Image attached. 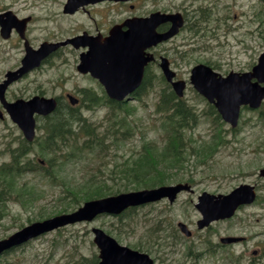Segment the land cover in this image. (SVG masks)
<instances>
[{
  "label": "rangeland",
  "instance_id": "1",
  "mask_svg": "<svg viewBox=\"0 0 264 264\" xmlns=\"http://www.w3.org/2000/svg\"><path fill=\"white\" fill-rule=\"evenodd\" d=\"M65 1L0 0V7L12 6L19 15L34 17V22L28 27L27 38L30 46L37 48L43 41H59L72 37L78 34V28L84 27L93 32L96 29L94 21L88 16L64 14L62 7ZM224 1L226 0H221L220 3L223 4ZM228 6L227 23L224 24L223 21L221 30L202 36L203 42L199 46L187 47L186 50L173 54L174 62L180 64L177 70L185 76L182 79L186 82L190 68L199 61L210 62L215 66V71L221 75H225L230 70H250L256 62L263 49L264 32L255 31L256 19L251 22L250 16L253 12L261 13V9L264 10V3L258 0H230ZM219 11L224 17L226 13L223 11V6ZM233 15L236 17L234 18ZM120 18L121 16L113 9L110 10L106 21L108 24ZM107 24L104 22L98 28H105ZM226 24L229 28H226ZM21 43L14 33L8 40L0 37V80L6 71L20 64V59L24 55L23 43ZM84 50L83 48L75 49L69 45L62 47L59 54L53 55L44 64L41 63L42 65L38 68L32 69L14 82L7 90V99H10V94L26 98L41 92L46 97H50L64 92H76L81 87L92 88L98 96H103V88H100L95 80H92L89 75L79 74L75 69L79 53ZM180 54L182 57L179 56ZM151 68L153 67L149 68L151 77L161 74L158 67L152 70ZM155 81L156 78L152 82L155 83ZM188 84L184 97L200 115L196 127L190 129L189 133L198 142L209 141L213 133L216 135V125L210 116L207 117L204 114L208 109L206 101ZM158 90L157 79L156 85H152L140 101L128 100L136 108L134 116L130 118L131 121L138 118L137 122L144 131H147L148 138L153 139L162 132L161 120L157 117L154 106ZM262 107L264 112V104ZM79 109L83 117L98 125L101 121L105 122L106 116L111 113L102 101L90 104L85 100ZM3 113L5 114V111ZM4 116V119H0V164L10 160L9 147H17L22 142V133L17 125L6 114ZM37 123L43 124V117L38 118ZM221 127L225 131L223 135L227 141L219 143L213 153L210 154L209 151L204 153L205 149L199 159L192 157L183 168L180 167L178 171L180 181L172 183L187 182L192 185L193 191L180 193L173 204L170 205L164 199L153 205L138 207L121 222L116 216L100 215L90 222L67 225L60 230L32 239L17 248L14 253L8 254L6 260L10 264H64L78 252L96 253L97 248L92 242V227L104 229L120 244L131 247L138 240H146L145 226L148 222H145V218L150 221H159L162 228L161 233H158L159 236H166L168 231L178 234L177 240L173 239L174 248L167 245L161 249H151L148 254L154 264H245L249 261L254 249H258V253L264 260V178L258 175L259 169L264 168V117H260L258 109H242L235 132L225 123L219 126ZM36 135L39 139L44 138L39 128L36 129ZM137 137L113 152L129 153L131 148L137 145ZM32 147V152L26 156L34 157L38 163L43 160L45 163L42 164L48 166L46 158L39 157L35 153L39 143L34 142ZM68 147L63 146L64 149ZM91 152L84 150L83 156L87 155V157L81 162L73 158L65 164H55L54 172L58 177L55 181L48 179L44 170L23 173L20 182L26 181L29 185H36L41 194L30 201L12 200L7 203V213L0 220V239L32 221L39 220L41 215L42 219L56 215L66 202L60 198V195L74 189L75 183L78 184L83 181V178H87L88 174L83 163H86L89 157L93 160ZM92 164H94L93 161ZM255 181L258 191L257 200L253 204L238 210L231 219L215 221L207 229H197L196 221L200 218V214L195 209L194 203L197 202V196L202 191L213 194L227 193L241 183L253 184ZM82 203L83 201L80 202ZM72 205L68 209H71ZM178 222L185 223L194 235L190 238L184 237L177 229ZM226 235H240L244 237V241L227 248L216 249V251L209 247V243L217 244L219 238ZM196 253L201 254L195 255Z\"/></svg>",
  "mask_w": 264,
  "mask_h": 264
},
{
  "label": "water",
  "instance_id": "2",
  "mask_svg": "<svg viewBox=\"0 0 264 264\" xmlns=\"http://www.w3.org/2000/svg\"><path fill=\"white\" fill-rule=\"evenodd\" d=\"M87 0H68L64 11L72 12L77 4ZM1 35L7 37L12 27H15L20 36H24L25 23L28 20H19L13 12L8 11L1 16ZM171 27L164 33H157L155 25L165 20L158 15L154 20L147 18H131L110 29L108 36L102 38L89 36L86 33L67 39L59 43L44 42L38 50L31 49L25 42L26 55L22 59V66L16 71H8L7 79L0 84V100L12 120L23 131L28 140L35 134L34 115H47L56 107L54 98L33 96L32 98L16 99L6 102L3 94L6 85L19 78L60 45L71 43L74 47L87 46L88 50L80 54L81 62L77 66L80 72H90L103 85L110 99L123 100L141 83L145 66L153 60V55L147 51L158 42L173 36L181 20L176 15L168 16ZM126 26L127 30H122ZM159 67L178 97L184 93L186 82L174 80L175 72L170 69L167 58H161ZM252 79H255L254 81ZM189 82L193 88L215 106L221 118L235 127L238 122L240 107L248 105L257 108L264 98V52L259 56L254 67L247 72L230 71L225 76L215 72L205 64H197L190 71ZM72 104L77 102L73 96H68ZM264 176V169L260 170ZM181 190H190L187 183L161 185L154 188L121 192L101 198L84 201L71 212L61 213L52 217L31 222L16 230L5 238L0 239V254L11 247L20 245L40 234L81 221H91L98 214H119L130 206H136L168 198L173 202ZM255 198L253 186L241 184L226 194H210L202 192L198 197L196 208L202 215L197 221L198 228L207 226L211 221L228 218L236 208L242 204H249ZM179 228L186 235H190L185 224L179 222ZM93 242L98 248L99 264H153L147 253L131 249L119 244L112 236L99 227H93ZM237 238H221L222 242L236 241Z\"/></svg>",
  "mask_w": 264,
  "mask_h": 264
},
{
  "label": "trees",
  "instance_id": "3",
  "mask_svg": "<svg viewBox=\"0 0 264 264\" xmlns=\"http://www.w3.org/2000/svg\"><path fill=\"white\" fill-rule=\"evenodd\" d=\"M151 76V72L147 69L135 95L136 100L140 101L151 86L156 85L158 79L159 90L156 91L158 96L154 106L157 117L161 120L162 132L155 139L148 138L147 131H144L137 122L138 118L134 120L137 124L131 121L130 118L134 116L136 108L131 105V102L126 101L107 100L110 102L111 113L106 116L105 122L101 121L99 125L83 117L78 109L61 104H58L55 111L44 119V123L40 126L43 129L44 138L36 137L35 140L39 139L40 143L35 153L39 157L46 158L52 171L55 164H65L73 158L81 162L87 157V155L83 156L84 150L92 151L90 154L93 158L91 160L89 157L88 161L83 163L88 174L87 178H83V181L78 184L75 183L74 189L60 195V198L66 202L56 213L72 211L80 206L81 201L88 199L180 181L178 177L180 167L183 168L192 157L199 159L205 149L204 153L207 151L210 154L213 153L219 143L227 141L223 135L225 131L222 127L219 128L223 122L219 120L213 105L208 104L204 114L213 119L216 135L213 133L209 141L198 142L189 130L196 127L200 118L199 113L184 97L178 98L175 95L161 74H156L155 83L152 82ZM104 98L106 99V96ZM84 100L91 104L100 102L101 98L90 93ZM135 137L138 138V143L129 153L113 152V150L121 149ZM21 141L17 147H9L10 160L0 164V220L7 213L8 202L30 201L41 194L36 185H29L26 181L20 182L23 173L35 171L39 166L34 162V157L26 156L32 152L33 147L24 139ZM63 146L69 147L64 149ZM46 177L52 181L58 178L56 175L53 177L46 175ZM71 204H73L71 209H68ZM134 210L130 208L118 215L120 222L128 214L130 216ZM39 218L41 219L42 215ZM159 229H161L160 224L156 222L154 227L148 229V234L159 236ZM145 239V241L138 240L131 247L147 252L165 247L159 237L148 236ZM15 251L14 248L5 251L0 257V264H10L6 256ZM64 264H98V258L95 252L91 254L78 252Z\"/></svg>",
  "mask_w": 264,
  "mask_h": 264
},
{
  "label": "flooded vegetation",
  "instance_id": "4",
  "mask_svg": "<svg viewBox=\"0 0 264 264\" xmlns=\"http://www.w3.org/2000/svg\"><path fill=\"white\" fill-rule=\"evenodd\" d=\"M220 1L221 0H87V2L83 4L75 5L72 12L67 13V14L69 15L79 14V15L90 17L94 21V25H95L94 28L96 27L94 32L96 34H94V32L91 31L90 29H87L84 27L78 28L77 30L78 34L86 33L87 35H91V36L100 35L101 37L106 36L112 27L123 23L127 19L136 18V17L137 18H147L149 16H152L154 20L158 15L164 16L165 20L155 25V31L157 33H164L172 25V22L168 20V16L176 15L178 19L182 21L177 33L171 38H169L168 40L160 42L151 48L150 51L153 53L154 60L150 65L153 68L158 67L160 57L162 56L167 57V59L169 60L170 67L176 72V79H180L185 76L177 70V67L180 64L174 62L173 54L184 51L186 50L187 47L193 48V47L199 46L203 42L201 41L202 36H204L205 34L214 32V31L221 30L223 21H224V24L227 23V19H228L227 16L229 15L228 4L230 3V0L224 1L223 4L220 3ZM258 1H262L264 3V0H258ZM222 6H223V11L226 13L224 17H222V12L219 11L220 8H222ZM9 9L14 10L12 6H5V5L1 6L0 13L5 12L6 10H9ZM113 9L117 14L121 16V18L119 20H115L107 24L106 20L109 17L110 10H113ZM14 12L17 14L18 17L20 18L24 17L23 15H19L17 11L14 10ZM261 12H262L261 17L257 16V12H253V14L250 16L251 22H253L254 19H256L257 26H256L255 31L257 33H259L260 30L261 32H264V10L263 8L261 9ZM254 15L256 16V18ZM28 16H30L31 19L26 24V28L24 32V40L26 39L28 40L27 38L28 27L30 26V24L34 22V17L32 15H28ZM233 17L235 18L236 15H233ZM0 20H6V16L4 15L1 16ZM104 22L105 24H107V26L105 28H100V27L98 28V26L100 24L103 25ZM226 28H229V25L226 24ZM126 29H127L126 26L122 27V30H126ZM13 33L18 36V38L20 39V42L22 43L24 42L23 39L19 37L17 31L14 28L11 30V33L9 34L7 38L1 37V36L0 37L3 40H8L10 39L11 35H13ZM61 48L62 47H59L55 51L51 52L46 58L42 60V64H44L46 61L52 58L53 55L59 54V51L61 50ZM83 49H85L84 51H86L88 47L84 46ZM263 51H264V45H263V49L261 52ZM179 56L182 57V54H180ZM78 63H79V60H78ZM78 63L75 66L76 71L82 75H89L92 78V80H95L97 85L101 88V85L98 82V80L92 77L89 72H80L78 70L77 68ZM202 63H205V62H202ZM153 68H151V70ZM188 77H189V72H188ZM151 79L153 80L154 77H151ZM3 80H4V77L0 81H3ZM13 83H11L8 86V88ZM7 90H6L5 96H7V92H8ZM90 93H95L94 89L89 88V87H81V88H78L76 92H72V91L64 92L63 94H58V95H54L50 97H54L58 101L61 100L63 101L62 104L64 106H68L70 104L67 99V95L70 94L78 98L77 105H80L82 99H84L85 96H89ZM37 94L45 96L44 93L42 92L37 93ZM64 95H65V99H64ZM31 96L26 97L25 99L30 98ZM18 97L19 96L15 94H10V99H7V100L12 101ZM0 109H2L1 104H0ZM35 142L40 143V141H35ZM33 143L34 141L30 144H33ZM255 183L257 182L256 181L253 182V185L255 186V190L257 192L258 186ZM192 235H194V233H192ZM234 244L235 243L224 244L223 247L221 246L222 244H218V245L216 244V246L215 244H213V248L215 250L219 248H227ZM248 262L252 264H264L263 257H261L260 253H258V249H254L252 251L251 257Z\"/></svg>",
  "mask_w": 264,
  "mask_h": 264
}]
</instances>
